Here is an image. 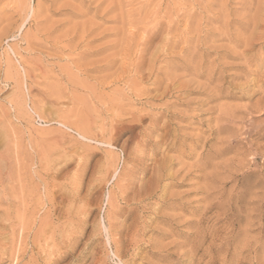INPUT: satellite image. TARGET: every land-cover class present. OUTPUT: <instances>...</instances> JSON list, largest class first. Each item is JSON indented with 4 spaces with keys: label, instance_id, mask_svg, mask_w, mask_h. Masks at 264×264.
I'll return each instance as SVG.
<instances>
[{
    "label": "rangeland",
    "instance_id": "obj_1",
    "mask_svg": "<svg viewBox=\"0 0 264 264\" xmlns=\"http://www.w3.org/2000/svg\"><path fill=\"white\" fill-rule=\"evenodd\" d=\"M263 30L264 0H0V264H264Z\"/></svg>",
    "mask_w": 264,
    "mask_h": 264
},
{
    "label": "bare ground",
    "instance_id": "obj_2",
    "mask_svg": "<svg viewBox=\"0 0 264 264\" xmlns=\"http://www.w3.org/2000/svg\"><path fill=\"white\" fill-rule=\"evenodd\" d=\"M158 13H160V12H158ZM173 14H174V13H173ZM152 16H153V15H152ZM158 16H159V14H158ZM162 16H163V15H162ZM148 18H150V17H148ZM153 18H154V17H153ZM158 18H159V17H158ZM163 18H164V17H163ZM165 20H166V19H165ZM256 20H258V19H256ZM256 22H257V21H256ZM160 23H161V22H160ZM170 26H171V25H170ZM159 27H160V26H159ZM263 31H264V30H263ZM153 32H154V31H153ZM219 93H220V91H219ZM220 96H222V95H220ZM215 97H216V96H215ZM218 97H219V96H218ZM218 97H217V98H218ZM258 108H259V107H258ZM261 110H262V109H261ZM231 111H232V110H231ZM234 111H235V110H234ZM221 112H222V111H221ZM256 112H257V111H256ZM260 114H261V112H260ZM223 115H224V114H223ZM224 116H225V115H224ZM229 117H230V116H229ZM226 118H227V117H226ZM232 118H233V117H232ZM255 118H256V117H255ZM223 119H225V118H223ZM225 120H226V119H225ZM225 120H224V121H225ZM217 121L220 122V120H217ZM222 121H223V120H222ZM227 121H228V120H227ZM219 122H218V123H219ZM242 122H243V121H242ZM215 125H216V124H215ZM219 125H220V123H219ZM231 127H232V125H231ZM225 128H226V127H225ZM225 128H224V129H225ZM232 128H234V127H232ZM218 129H219V128H218ZM221 129H223V127H222ZM230 129H231V128H230ZM238 129H239V128H238ZM213 130H214V129H213ZM216 130H217V128H216ZM216 130H215V131H216ZM223 132H224V131H223ZM229 133H230V132H229ZM239 133H240V132H239ZM212 134H213V133H212ZM222 134H223V133H222ZM233 134H234V133H233ZM215 135H216V134H215ZM231 135H232V134H231ZM217 136H219V135H217ZM220 136H221V135H220ZM220 136H219V137H220ZM222 137H223V136H222ZM226 138H228V137H226ZM226 138H224V139H226ZM229 139H230V138H229ZM218 140H220V139H218ZM221 140H222V139H221ZM221 140H220V142H222ZM226 140H227V139H226ZM235 140H236V139H235ZM218 142H219V141H218ZM240 142H241V141H240ZM223 143H224V142H223ZM233 143H234V142H233ZM219 144H221V143H219ZM227 144H228V143H227ZM239 144H240V143H239ZM241 144H242V143H241ZM229 146H230V145H229ZM219 147H220V146H219ZM225 147H226V146H225ZM213 148H214V147H213ZM216 148H217V147H216ZM225 149H226V148H225ZM234 149H236V148H234ZM215 151H216V149H215ZM218 151H220L219 148H218ZM226 151H227V149H226ZM228 151H229V150H228ZM222 152H223V151H222ZM215 153H216V152H215ZM215 153H214V154H215ZM219 153H220V152H219ZM223 153H224V152H223ZM216 154H217V153H216ZM226 154H227V153H226ZM218 156H219V155H218ZM222 156H223V154H221V157H222ZM210 157H211V156H210ZM212 157H213V156H212ZM219 157H220V156H219ZM212 159H213V158H212ZM224 160H225V159H224ZM227 160H229V159H227ZM207 162H208V161H207ZM209 162H211V161L209 160ZM226 162H227V161H226ZM204 163H205V162H204ZM220 163H221V161H220ZM211 164H213V163L211 162ZM218 164H219V163H218ZM222 164H226V163H223V161H222ZM227 164H228V163H227ZM227 164H226V165H227ZM201 165H202V164H201ZM221 166H222V165H221ZM204 167H205V165H204ZM208 167H209V165H208ZM199 168H200V167H199ZM216 168H220V167H218L217 164H216ZM201 169H202V168H201ZM204 169H206V167H205ZM202 170H203V169H202ZM220 170H221V169H220ZM213 171H214V173L216 174V171H215V170H213ZM218 171H219V170H218ZM218 171H217V172H218ZM210 173H211V172H210ZM217 175H218V174H217ZM217 175H214L215 178H216ZM188 176H189V175H188ZM204 178H206V176H205ZM209 182H210V185L212 186V184H211V180H210ZM215 182H216V181H215ZM206 183H207V182H206ZM213 184H214V183H213ZM221 184H222V183H221ZM221 184H220V185H221ZM223 184H224V183H223ZM216 185H218L217 182H216ZM216 185H215V186H216ZM208 186H209V184H208ZM207 189H208V188H207ZM215 190H216V189H215ZM209 194H210V192H209ZM211 205H212V204H211ZM208 207H209V206H208Z\"/></svg>",
    "mask_w": 264,
    "mask_h": 264
}]
</instances>
